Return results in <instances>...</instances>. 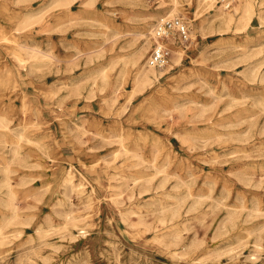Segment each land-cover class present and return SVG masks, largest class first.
<instances>
[{
	"label": "rangeland",
	"instance_id": "obj_1",
	"mask_svg": "<svg viewBox=\"0 0 264 264\" xmlns=\"http://www.w3.org/2000/svg\"><path fill=\"white\" fill-rule=\"evenodd\" d=\"M253 2L245 28L200 32L213 10L198 18L195 0H180L175 17L190 40L169 59L179 50L181 62L139 91L125 61L147 41L146 62L149 29L169 5L145 0L142 12L139 0H99L89 12L74 6L67 21L45 0H0V119L9 127L0 181L10 149L22 159L8 172L20 214L3 229L4 264H264V0ZM40 9V22L19 25ZM20 46L45 57L21 64ZM69 173L90 205L63 183ZM135 177L150 191L132 193ZM175 199L180 240L159 245L158 203ZM70 211L85 214L84 234L64 226ZM122 213L157 232L127 226ZM9 216L0 205V225Z\"/></svg>",
	"mask_w": 264,
	"mask_h": 264
},
{
	"label": "bare ground",
	"instance_id": "obj_2",
	"mask_svg": "<svg viewBox=\"0 0 264 264\" xmlns=\"http://www.w3.org/2000/svg\"><path fill=\"white\" fill-rule=\"evenodd\" d=\"M30 1L31 0H15L16 3L23 2L24 5L30 4ZM45 1H47L48 6H53L55 8L62 10L64 12L63 18H65L67 21H70V20H72L71 18L75 17L74 12L72 11V8L74 6H75V11H77L79 13L89 12V11H93L95 9L96 4L99 0H45ZM187 1H189V0H187ZM234 1H235V5L232 7V9L229 11H225V9L227 7L226 6L227 3L230 6V4ZM179 4H180V0H159L158 8H165L169 5L168 10L166 12H164L163 15L159 16V21L164 20V19H170V18L177 16ZM139 6H140V9L142 12L147 11V5L145 3V0H139ZM254 7L255 6H254L253 0H226V3H223L221 5H217L214 0L213 1L195 0V9H196L195 10V16L197 15L198 18L199 17L201 18L204 15L208 14L209 10H213V12H214L212 14V19L210 21H208V19H205V21L204 20L200 21V23H199V29L200 30L199 31L203 32L205 30V26L208 27L210 25H218L219 27H225L228 29L234 23H236V27H235L236 30L241 29V27H239L238 24H243L242 28L243 27L245 28L247 23L251 20V18L253 16V13L255 11ZM42 12H43V9L37 10L35 12L28 10L26 13L21 15L19 25L24 27L26 25L27 26L31 25V23H34V22H40L42 20V16H41ZM148 16L151 17L153 15L150 14ZM206 21H208V22H206ZM17 29H19V28H17ZM149 31L151 34H153V29H151V30L149 29ZM139 35L143 36L144 34L142 32V33H139ZM146 43H148V42L146 41L145 45H146ZM145 45L142 44V45L138 46L136 49H134V51L131 54V58L128 59V61H125V64L127 62L128 64H130L134 68V71H135V73H134L135 88H136V90H139V91L142 90L146 86H151L154 82L158 81L159 78H162V77L166 76L167 74H169L171 72V70L173 69L174 65L180 64L181 57H182V53L179 50L173 51V53L169 59L170 63L168 61L167 66L163 70L157 71L158 69H154L152 67H149L146 62L143 63L144 54L146 51ZM20 49L26 54V58H22L19 56V54H16V53H15L14 57L21 64H22V62H24L27 59H30L32 63H38V62H41L43 60V58L45 57L42 54V51H39L38 49H34V48H30V47H26V48L22 47L21 48V46H20ZM255 75H256V73L253 74V76H255ZM263 76H264V74H263ZM102 78L103 79L106 78L105 73H102ZM201 126H203V125H201ZM7 129L9 130L8 125L6 123H4L2 118H1L0 119V133L1 134L4 133V130H7ZM16 135H17V139H18L15 141L16 143H18L20 139L26 138L25 134H23L22 132L16 133ZM253 136H255V135H253ZM27 140L29 141V139H27ZM126 151L127 150L124 149L125 154H127ZM10 154L11 155L9 157L3 158L4 159V163H3V167H2L3 177H2V180L0 181L1 182L0 185L3 188V190L0 193V205H1V207H4L5 209L9 210L11 212V216L3 217L1 219L2 223L0 225V244H2L5 241V237H6V233L4 232L3 229L8 227L11 224L12 220L17 218L18 215L20 214V212L18 211L19 210L18 206L14 203V197H15L14 192L15 191L12 188V183L10 182L8 172H9L10 164L12 162L17 161V160L19 162L22 159L19 157V153L17 152V148H14V147L11 148ZM132 156H134V155H132ZM22 166H24V165H22ZM249 167L247 166V168H249ZM146 181H148V180H141L140 178L135 177L133 180L132 193L134 191V188L137 189L139 195H141L142 193L150 191V187L148 185L144 184V182H146ZM165 182H166V180H163V183L159 187L164 186ZM63 183L69 187L70 191H73L78 196L80 203H84L86 206L90 205L91 198H89L90 197L89 195L85 196V197H88L87 199H82V197L84 196V191H85L83 188L84 183L82 181H79L76 183L74 180H72L71 173H69L68 176L65 178V180H63ZM174 188L175 189L178 188V183H176L174 185ZM188 191H190V190H188ZM120 194H122V193L119 191L116 195H120ZM133 196H134V194L131 195L130 197H133ZM158 204H159V206H158V217L156 219V222H158V234L156 233L157 231L154 230L155 226L148 223L145 220L143 215H139L138 220L133 222L130 219V217L128 215H126L127 213H122L121 214L122 220L125 222V224H127V226L137 227L139 229V231H141V232H145L147 230H153L154 232L156 231L155 232L156 234L154 236H155V239L158 241L159 245H166L168 243L172 244V245L178 244V242L180 240V228L178 227L177 223H178L180 216H181V213H182L180 210V207H179L180 201L178 199H175V201H173L171 203H167L166 201H159ZM231 207H233V206H231ZM153 211H151V212H153ZM247 214H249V213H247ZM84 215L73 214L70 211L66 214L65 224L63 222L62 223L64 224L65 227L70 225L72 227L77 228L79 235L84 234L85 233V230H83L84 224H85L84 219L86 218ZM244 215H245V213H244ZM184 221H182V222H184ZM53 225L51 227H53ZM57 227H58V225H57ZM57 227H54V228H57ZM228 237H230V236H228ZM192 251L193 250H191V252ZM29 259H32V258H29ZM0 264H4V262H2L0 260ZM71 264H79V263L73 262Z\"/></svg>",
	"mask_w": 264,
	"mask_h": 264
},
{
	"label": "built area",
	"instance_id": "obj_3",
	"mask_svg": "<svg viewBox=\"0 0 264 264\" xmlns=\"http://www.w3.org/2000/svg\"><path fill=\"white\" fill-rule=\"evenodd\" d=\"M214 1L216 4L226 3V0ZM226 6L229 7L228 3ZM189 33V26L181 17L156 22L153 27L151 47L146 58L147 65L154 69H163L169 60L171 47L186 44L190 40Z\"/></svg>",
	"mask_w": 264,
	"mask_h": 264
}]
</instances>
